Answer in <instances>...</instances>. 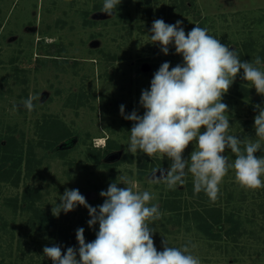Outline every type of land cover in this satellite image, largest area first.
I'll return each mask as SVG.
<instances>
[{
    "label": "rangeland",
    "instance_id": "1",
    "mask_svg": "<svg viewBox=\"0 0 264 264\" xmlns=\"http://www.w3.org/2000/svg\"><path fill=\"white\" fill-rule=\"evenodd\" d=\"M145 1L121 0L109 16L101 12L104 0H0V166L9 157L7 151L15 155L13 160L23 155V168L30 159V175L22 172L19 187L0 181V262L35 264L29 256L49 244L59 229L76 238L83 227L86 242L99 230L98 224L88 226L90 216L83 206L59 214L55 235L39 233L38 224L31 228L26 210L13 211L25 182L40 189L49 217L65 189H78L96 207L103 204L99 193L110 183L125 187L119 184L121 177L134 190L151 192L159 210L162 198L173 193L163 182H149L170 161L160 154L150 158L129 153L133 122L120 114L124 105L125 115L134 109L143 115L141 92L150 89L153 74L163 62L171 67L183 63L174 46L165 55L151 42L154 20H182L186 33L195 25L207 28L209 35L236 49L242 61L256 56L264 61V0H176L186 6L182 13L175 0ZM29 95L39 97L32 112L22 105ZM222 102L229 106V134L255 140L254 106H264V96L237 76ZM193 150L190 144L185 158ZM225 155L235 159L230 150ZM256 155L264 156V147ZM189 181L190 174L175 190L185 192ZM209 204L230 216L227 229L211 222L210 232L190 220L179 225L160 210L161 218L150 222L157 250H163L164 239L172 247L190 241L195 245L191 254L201 264H264V187L246 190L230 170L217 201ZM20 244L29 250L25 258L15 249Z\"/></svg>",
    "mask_w": 264,
    "mask_h": 264
},
{
    "label": "clouds",
    "instance_id": "2",
    "mask_svg": "<svg viewBox=\"0 0 264 264\" xmlns=\"http://www.w3.org/2000/svg\"><path fill=\"white\" fill-rule=\"evenodd\" d=\"M121 0H104L101 12L112 16ZM183 21L166 24L163 19L152 23L149 39L159 44L160 51L169 54L174 46L175 54L181 55L183 63L175 67L163 62L153 74L150 89L141 92L140 105L145 109L139 115L134 109L125 115V106L120 105V114L132 121L127 151L139 152L152 158L157 154L170 161L168 168L155 170L150 183L163 182L167 189L175 190L185 183L190 174L194 194L201 191L215 202L220 194V185L230 170L236 182L244 189L264 187V106H254L256 139H240L229 134V106L222 102L237 76L250 82L257 94L264 96V61L256 56L251 61H242L236 49L208 34L207 28L195 25L189 32L182 27ZM39 97L29 95L22 102L28 112L35 108ZM18 106L14 105V110ZM194 150L185 158L189 145ZM226 150L235 159L225 155ZM125 187L109 184L99 195L102 205L93 207L78 189H65L59 196L61 203L52 207V214L59 216L83 206L88 210L90 228L99 225L96 238L86 242L84 228L76 230L79 247H67L62 252L60 245L45 246L43 254L53 264H201L199 257L191 254L189 241L182 247L169 246L162 240V251L154 245L155 228L150 222L159 220L162 213L155 196L147 191H136L127 186L132 182L121 177Z\"/></svg>",
    "mask_w": 264,
    "mask_h": 264
},
{
    "label": "trees",
    "instance_id": "3",
    "mask_svg": "<svg viewBox=\"0 0 264 264\" xmlns=\"http://www.w3.org/2000/svg\"><path fill=\"white\" fill-rule=\"evenodd\" d=\"M145 2L147 1L138 0V4H144ZM182 2L183 1H181V3L179 4L175 0V3L177 5H180L179 12L181 13L186 9V6L182 5ZM149 10L153 11L152 8H149ZM6 153H9V157L6 156L5 161H11L12 165H8L7 162L2 160V167L0 166V181H9L10 184L14 187H19L22 181V172L25 171L26 178L30 175V159L26 160L24 169L23 155L13 160L15 155L8 151ZM0 159H2V156H0ZM193 188V181H189L188 188L185 192L173 190V193L167 194L164 198H162L160 210L169 212L170 215L168 217V221L173 220L174 222H177L180 225L182 221L190 220L193 223H196V226L198 228L202 229L203 227V229L210 232H212V227L210 225L211 222L218 223L219 226L223 227L224 229H227V225L230 223V221H232V219L228 220V217L230 216H225L222 211L218 210L215 206H211L209 204V198L205 195L203 191H201L199 194H194ZM42 197L43 195L38 187H33L28 182H25V188L21 193V203H18L19 199L16 198L13 211L14 213H17L18 210H21V212L26 210L29 213L28 223L30 224L31 228H34L36 224H38L40 231L39 233L47 235L52 233V235H55L56 230L58 228L57 216H48L47 210L42 208ZM6 224L7 222L3 223V225ZM231 233L232 231L227 230L228 235ZM11 236L12 239L15 238V233L12 232ZM46 238L48 237L46 236L44 239ZM54 244L60 245L62 248V252L66 251L67 247L77 248L78 245L76 242L75 235L67 233L64 229H59L58 234H56V236H54V238L51 239V242L49 244H46V246L51 247ZM15 249L21 251L22 254L18 253L21 258L24 257V255L29 251L26 250V247H23L21 244L16 246ZM13 250L14 249L12 247V251ZM13 254H11L10 252L9 255L11 256ZM29 258L32 259L33 263L35 264H53L52 261H44V258L46 257L43 254V249L40 247L37 250H34V252L29 256ZM0 264H4V262H0Z\"/></svg>",
    "mask_w": 264,
    "mask_h": 264
}]
</instances>
